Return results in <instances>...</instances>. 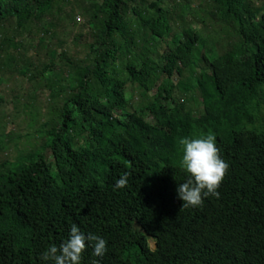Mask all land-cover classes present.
Wrapping results in <instances>:
<instances>
[{
  "label": "trees",
  "instance_id": "trees-1",
  "mask_svg": "<svg viewBox=\"0 0 264 264\" xmlns=\"http://www.w3.org/2000/svg\"><path fill=\"white\" fill-rule=\"evenodd\" d=\"M168 1L100 0L86 21L93 41L84 57L53 51L44 68L58 59L66 67V85L53 82L50 92L63 100L28 159L0 161V264H50L40 254L72 223L108 240L103 257L89 245L81 264H264V132L239 126L264 86V8L212 0L205 14L238 40L208 55L185 0ZM70 4L0 0V65L42 80L34 62L19 65L18 46L37 32L41 44L56 36ZM130 84L147 103L131 105ZM188 86L199 90L195 110L176 96ZM208 132L229 163L220 196L183 207L180 139ZM125 172L128 183L115 187Z\"/></svg>",
  "mask_w": 264,
  "mask_h": 264
},
{
  "label": "rangeland",
  "instance_id": "rangeland-1",
  "mask_svg": "<svg viewBox=\"0 0 264 264\" xmlns=\"http://www.w3.org/2000/svg\"><path fill=\"white\" fill-rule=\"evenodd\" d=\"M70 1L71 4L63 9V15H67L68 20L59 22L56 27V36L49 35L48 41L45 40L44 44H41V36L37 32L30 39L24 36L18 46L24 58L19 65L21 66V62L25 60L34 62L37 72H42V80L33 77L29 79V74L33 73L31 70V72L24 71L22 75L7 64L0 65V161L12 163L20 158L28 159L26 154L33 149L29 143L40 138L38 130L41 129V124L50 120L53 115L51 109L53 106L59 107L63 100L64 95L61 93L54 102L50 92L54 83L57 86L66 85V67L58 59L57 68L49 70L44 68L51 61L53 51L60 48L66 56L81 60L87 51V44L93 41L92 29L88 27L86 21L90 19L95 3L100 0ZM168 2L164 0L165 5H168ZM251 2L260 9L264 8V0H251ZM184 4V17L198 29L204 52L208 55L221 53L227 49L229 43L238 40L225 24L205 14L210 10L212 0H185ZM193 12L205 15L203 23L198 21V16ZM179 31L177 23L173 24V32L179 34ZM186 77L187 79L189 77L187 73ZM173 80L176 81L177 77ZM192 88H178L176 96L179 101L186 104L188 109L195 110L200 104V98L197 96L199 90ZM33 91L36 92L32 93ZM139 92L140 89L135 84L127 86L126 96L131 105L140 106L147 103L141 100ZM239 126L260 133L264 132V86L259 89L257 97L246 109ZM149 246L154 247L153 239H149Z\"/></svg>",
  "mask_w": 264,
  "mask_h": 264
},
{
  "label": "clouds",
  "instance_id": "clouds-1",
  "mask_svg": "<svg viewBox=\"0 0 264 264\" xmlns=\"http://www.w3.org/2000/svg\"><path fill=\"white\" fill-rule=\"evenodd\" d=\"M182 145V165L187 179L177 187V194L183 201V207H197L204 203L206 197H219L218 188L223 180L229 163L221 155L213 132L196 136H184ZM129 172L123 173L115 182V187H123L128 183ZM92 246V254L103 257L108 251L106 237L84 232L76 223H72L68 235L59 244H51L40 255L50 264H81L83 253ZM93 264H100L94 260Z\"/></svg>",
  "mask_w": 264,
  "mask_h": 264
}]
</instances>
